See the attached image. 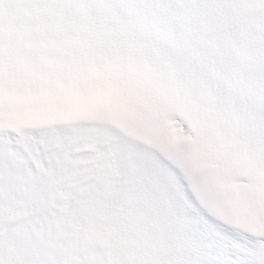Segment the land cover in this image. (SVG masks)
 <instances>
[{
	"label": "bare ground",
	"instance_id": "1",
	"mask_svg": "<svg viewBox=\"0 0 264 264\" xmlns=\"http://www.w3.org/2000/svg\"><path fill=\"white\" fill-rule=\"evenodd\" d=\"M109 81L104 80L96 89L91 99L95 107L87 106L89 118L101 119L102 108L108 98L111 100L105 94ZM114 101L115 112L124 116L123 124L128 122L127 118H135L132 100L128 102L119 96ZM77 121L23 125L18 130L0 128V264H28L31 255L36 258L33 264H46L48 260L72 263L71 244L87 243L77 236L79 222L69 223V219L87 222V217L95 213L103 215V223L110 225L116 222H112L111 214L130 213L133 208L128 193L137 181L129 164L130 156L143 154L150 156L151 174L159 178L167 198L174 203L175 208H169L170 220L179 219L176 221L189 256L197 258L200 264H264V236L246 234L227 219H221L220 216L233 211L230 204L211 197L208 200L212 204L205 203L196 192L197 184L182 172L184 163L174 166L158 150L132 141L109 124L97 120L84 122L81 118ZM186 144L188 149H194L195 143L188 136ZM205 161L211 164L210 160ZM166 200L162 198L167 204H161L164 209L170 207ZM140 206L136 212L145 211V206ZM48 214L61 225L55 220L45 221ZM146 219L144 216L143 220ZM172 224L164 227L170 234ZM59 226L71 229L68 233L58 232ZM56 234L66 249L57 246ZM110 237L107 233L111 251ZM125 237L127 234L118 232L111 242L118 241L123 247L118 253L131 261ZM91 250L88 253H93ZM115 260L113 264H132Z\"/></svg>",
	"mask_w": 264,
	"mask_h": 264
},
{
	"label": "rangeland",
	"instance_id": "2",
	"mask_svg": "<svg viewBox=\"0 0 264 264\" xmlns=\"http://www.w3.org/2000/svg\"><path fill=\"white\" fill-rule=\"evenodd\" d=\"M127 156L129 157L130 155L128 154ZM130 158L129 164L133 168V174L137 175V181L136 179L134 180V186L130 189L129 193L125 192L128 193V197L130 198L129 204L133 210L130 213L111 214L112 222H116L110 225L103 223V215L96 216L95 213L94 216L87 217V222H83L79 218L69 219V223H72V220L79 222L76 226L79 233L77 236H80L78 237L79 239H86L84 243H87V245L71 244V255L72 253L74 254L72 255V263L113 264L116 261L115 258H117L118 263H123V261L129 262L130 260L123 259L121 254L118 253L123 248L120 246L121 244L118 241L116 242L115 239L111 242L112 237H118V232H120L128 236L125 237V240H127V245L125 246H127L129 253H131L130 263L132 264H200V261L193 256H189L186 250L187 242L184 240L183 234H180L179 229L181 226L177 222L179 219L177 220L173 217V222L170 220L171 212H169V208H172V206L175 208L174 203L170 198H167L169 196H167L164 186L159 184V178L155 174H151L150 165L148 164L151 159L150 156L143 154L136 158L135 156H130ZM141 182H144L143 186L139 185ZM163 197H166V201L169 203L170 207L168 209H164L165 207L161 205L167 206L166 203L162 202ZM140 205L145 206V211L136 212L139 210ZM48 215L50 216L46 217L45 221L55 220L54 216ZM144 216L147 217L146 220H143ZM29 222L33 223L32 219ZM24 223H27V221ZM55 223L60 224L57 219ZM169 223L171 225L174 223L173 228H171V234L169 230L164 229ZM58 228H60H56L58 232L68 233L71 226L66 229L60 226ZM107 233L111 236L109 238L111 251L109 250V243L106 242ZM75 241L77 242V239ZM57 246H60L63 250L66 249L64 244L60 243L59 238H57ZM91 248L94 250L93 253H88V250L92 251ZM26 255L28 256V254ZM30 259H32L30 260L32 264L36 262L34 256L31 255ZM56 263V260L54 262L53 260L46 262V264ZM59 264H61L60 261Z\"/></svg>",
	"mask_w": 264,
	"mask_h": 264
}]
</instances>
